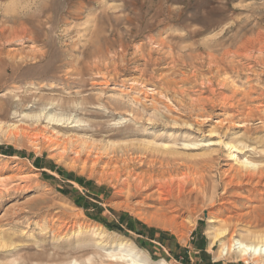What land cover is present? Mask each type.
<instances>
[{
	"label": "rangeland",
	"instance_id": "374dc122",
	"mask_svg": "<svg viewBox=\"0 0 264 264\" xmlns=\"http://www.w3.org/2000/svg\"><path fill=\"white\" fill-rule=\"evenodd\" d=\"M20 25L36 40L0 37V264H125L121 241L258 264L219 251L264 241V174L241 175L264 169V0H0V30ZM129 171L193 178L196 205L169 221Z\"/></svg>",
	"mask_w": 264,
	"mask_h": 264
},
{
	"label": "bare ground",
	"instance_id": "6f19581e",
	"mask_svg": "<svg viewBox=\"0 0 264 264\" xmlns=\"http://www.w3.org/2000/svg\"><path fill=\"white\" fill-rule=\"evenodd\" d=\"M12 19H14V18H12ZM0 32H1L0 33L1 41L3 39L2 42L16 41L18 38H22L24 36H27V37L29 36L32 40L35 39L34 37H31L30 36L29 29L23 27V25H20V27H17L16 26V27H11V28L10 27L9 28L7 27L6 29L3 28V29L0 30ZM66 32H67V30L65 31V33ZM23 39H25V38H23ZM21 40L22 39H20V41ZM66 47H68V44L66 45ZM69 48H71L72 51L75 50V48H76L75 47V43L71 44V46H69L68 49ZM81 53H83V52H81ZM22 54H23V52L20 51V50L18 51L17 49L8 50L7 51V54H6V56L9 57V59L6 57L8 59V61H9V64L8 65H10L11 67H13V65L17 62V59H21L22 60V58H23L22 57ZM31 54H32V57L31 58H33V55L36 56L37 55L36 50H33L32 49L31 50ZM38 54L42 55L43 54V51H42V53L39 51ZM94 54H95V52H94ZM28 56L30 57L31 55H28ZM98 59L96 61L93 60V63L98 62ZM220 59H223V58H220ZM101 60H103V58ZM101 63H102V61H101ZM42 112H43V110H42ZM45 115H46L45 118L47 120H49V121H53L54 120V115H51L49 113L48 114H45ZM231 147L233 148L234 146L232 145ZM98 158H99V156H98ZM241 164H242V166L245 165L244 163H241ZM250 164H251V162H250ZM246 168L247 167L245 166V170H244V167H243L244 173H241V175H243L245 177L244 178L245 180H243L244 182H246V180H247V182L249 180L252 181L253 178L255 179L257 177V176L256 177H254V176L255 175H259L260 172H263V174H264V171H262L263 168H259L257 166H256L255 169L253 168V170L252 169L251 170L250 169H247L246 170ZM240 170H239V172H240ZM162 173L163 172H161L160 174H162ZM237 173L238 172H236V174ZM129 174H130V176L131 175L135 176V180H133L132 181L133 183L131 184V183H129V180L128 179H127L128 181L125 179L126 180V181L124 180L125 181V185H127L126 188L128 190L130 188H132V189L134 188L133 189L134 192L135 193L138 192L139 194H141L142 192H146V191H148L150 189H153L149 195H146L145 198L146 199H150L154 203H156V205L159 206L158 210L160 212L162 211L163 213H161V214H163L164 216H165V214H166L167 211L170 212V213H172L171 216L168 217L169 221H175V219L177 217V215H175V214H178V213H175V212H178L180 210L179 207H186V206L189 207L190 205L192 206L193 204H195L197 202V200L199 198V194L197 193L198 190H199L198 189V185L199 184L196 186V182H198V181H195L191 177L188 178V179L179 180V179H171V178L170 179H161L160 177L154 176L153 174H150V173H147V172H145L143 174H140V175H135L133 173V171H129ZM263 174L262 175L260 174V175L263 177ZM233 175H235V173ZM237 175H235V176H237ZM241 175H239L237 177L239 178ZM261 176H260V178H262ZM242 177H241V179L240 178L239 179L242 180L243 179ZM197 180H199V179H197ZM199 181H201V179ZM259 181H260V179H259ZM123 184H124V182H123ZM199 193H200V190H199ZM201 193H202V191H201ZM216 232L213 235L214 240L216 238H219L218 235L221 234L222 231L219 230L218 233H216ZM98 242H99V240H96L93 245L94 246H98L100 244ZM80 243L81 242H79V244ZM220 243H221V248H220V251H219L220 255H231V254H233V255H236L237 257L242 258V259H245L246 257H249L255 263L264 264V241H258V242H254V243H250V242L246 243L242 239H236V240H233L230 244H227V243L226 244L225 243L223 244L222 242H220ZM115 247H116V252L115 251L114 252L113 251L112 252L111 251H108L106 253V256L109 258V260H116V261H119L121 263L123 262L125 264H150L149 261H148V258L146 256L142 255L141 251H139L134 245H132L130 243H124V242L121 241V242L116 243ZM94 254L97 255L98 257L101 256V254L99 252H97V250L95 251ZM55 255L56 254H51V253H50V255L48 254V257L50 256L54 260V263H51V264H59L56 261V259H55ZM35 262H36V260H35ZM91 262H92V258L88 256V257H86L84 259H80L78 257L77 258H73L72 260H65V259H63L60 264H91ZM36 263L38 264V262H36ZM108 263H111V261H109ZM157 264H167V263L164 260H159L157 262Z\"/></svg>",
	"mask_w": 264,
	"mask_h": 264
}]
</instances>
